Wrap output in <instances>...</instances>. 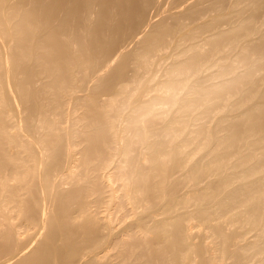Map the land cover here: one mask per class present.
<instances>
[{
	"label": "bare ground",
	"instance_id": "6f19581e",
	"mask_svg": "<svg viewBox=\"0 0 264 264\" xmlns=\"http://www.w3.org/2000/svg\"><path fill=\"white\" fill-rule=\"evenodd\" d=\"M0 264H264V0H0Z\"/></svg>",
	"mask_w": 264,
	"mask_h": 264
},
{
	"label": "rangeland",
	"instance_id": "374dc122",
	"mask_svg": "<svg viewBox=\"0 0 264 264\" xmlns=\"http://www.w3.org/2000/svg\"><path fill=\"white\" fill-rule=\"evenodd\" d=\"M155 18H157V16H155ZM166 61H168V59H165L164 60V58H161V59H159L158 60V64H156V67H158L159 68V70L156 72L157 74H155L154 76H155V78L153 79L154 81L155 80H157V78H159L160 77V73H161V68H162V66L165 64V62ZM152 80V81H153ZM151 81V82H152ZM222 111V112H221ZM195 112V111H194ZM225 112H224V109L223 110H219L218 111V115H217V113L215 112V114H214V112L211 114L212 115V122L214 121V120H217L219 117H221V116H223V115H225L224 114ZM217 116V117H216Z\"/></svg>",
	"mask_w": 264,
	"mask_h": 264
}]
</instances>
